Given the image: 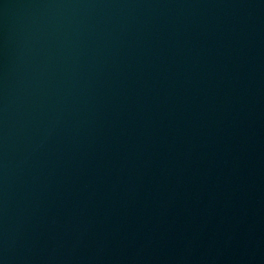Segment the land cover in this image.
Returning a JSON list of instances; mask_svg holds the SVG:
<instances>
[{
	"label": "water",
	"instance_id": "obj_1",
	"mask_svg": "<svg viewBox=\"0 0 264 264\" xmlns=\"http://www.w3.org/2000/svg\"><path fill=\"white\" fill-rule=\"evenodd\" d=\"M0 264H264V0H0Z\"/></svg>",
	"mask_w": 264,
	"mask_h": 264
}]
</instances>
